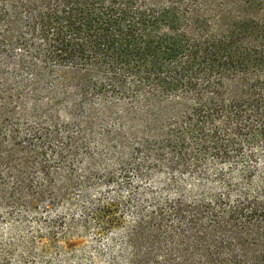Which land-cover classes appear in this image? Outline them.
<instances>
[{"label":"trees","instance_id":"obj_1","mask_svg":"<svg viewBox=\"0 0 264 264\" xmlns=\"http://www.w3.org/2000/svg\"><path fill=\"white\" fill-rule=\"evenodd\" d=\"M0 264H264V0H0Z\"/></svg>","mask_w":264,"mask_h":264}]
</instances>
